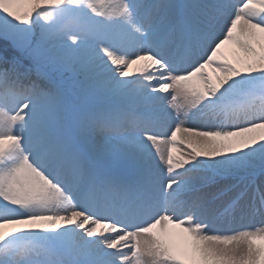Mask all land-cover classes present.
Instances as JSON below:
<instances>
[{
    "label": "snow or ice",
    "instance_id": "obj_1",
    "mask_svg": "<svg viewBox=\"0 0 264 264\" xmlns=\"http://www.w3.org/2000/svg\"><path fill=\"white\" fill-rule=\"evenodd\" d=\"M0 39V264H264V0H0Z\"/></svg>",
    "mask_w": 264,
    "mask_h": 264
},
{
    "label": "rangeland",
    "instance_id": "obj_2",
    "mask_svg": "<svg viewBox=\"0 0 264 264\" xmlns=\"http://www.w3.org/2000/svg\"><path fill=\"white\" fill-rule=\"evenodd\" d=\"M0 46H1V43H0ZM4 49L6 50L5 47H4ZM222 52H223L224 56L229 60V62H233V63H234V58H233V56H232V49H231L230 46L225 47V49H223ZM141 66H142L141 64L133 65L132 69H130L129 71H130V72H136ZM207 71H208L209 75H212V76H213V78H215V76L219 75L218 73H214V72H213V69H211V68L207 69ZM133 78H134V77H133ZM192 123H193V124H199L200 121H199L198 119H193ZM179 138H180V137L178 136V139H179ZM175 155H176V153H174V156H175ZM256 184H257L259 187H261L262 189H264V183H261L260 180H257V181H256ZM247 195H248V196H251V195H252V192L249 191V192L247 193ZM98 231H100V229H98Z\"/></svg>",
    "mask_w": 264,
    "mask_h": 264
},
{
    "label": "trees",
    "instance_id": "obj_3",
    "mask_svg": "<svg viewBox=\"0 0 264 264\" xmlns=\"http://www.w3.org/2000/svg\"><path fill=\"white\" fill-rule=\"evenodd\" d=\"M0 56H5L7 58H12L13 56H18L19 54L13 49L10 42L0 39ZM6 48V50L4 49Z\"/></svg>",
    "mask_w": 264,
    "mask_h": 264
}]
</instances>
